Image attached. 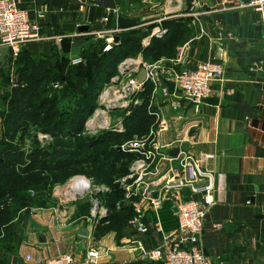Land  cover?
Returning <instances> with one entry per match:
<instances>
[{"label": "crops", "instance_id": "crops-1", "mask_svg": "<svg viewBox=\"0 0 264 264\" xmlns=\"http://www.w3.org/2000/svg\"><path fill=\"white\" fill-rule=\"evenodd\" d=\"M239 1L184 0L178 4L174 0H79L73 4L70 0H19L20 8L40 27V39L28 43L21 57L36 62L52 56L60 61L81 56L92 41L82 34L102 27L100 19L107 7L117 10L118 17L136 19L137 28L147 36L158 20L162 19L163 23L173 20L166 42L153 49L143 48L149 57L153 50L162 57L175 58L180 48L189 43L190 68L200 62L222 61L226 86L234 93L223 98L219 106L202 104L196 111L192 104L185 103L182 109L174 110L167 102L154 108L169 121L167 128L157 129L160 144L179 139L181 142L174 149L194 156L204 170L215 175V183L216 175L226 177L225 190L215 193V205L205 217L201 247L212 264H219L220 260L225 264H264V41L259 15L250 8L237 9ZM116 22L117 18L112 19L113 26ZM81 26H90V29L81 32ZM22 63V59L17 62L16 71ZM7 71L10 66L6 63L0 74L2 111L7 110V95L16 82ZM244 103L255 109L251 118L233 108ZM155 121L152 117L143 134L149 132ZM0 123L3 135L1 116ZM136 135L139 134H133L130 140ZM168 167V162L161 161L159 172L164 174ZM182 193L190 196L188 189ZM168 204L172 205L170 201ZM131 209L133 218L136 212ZM71 211H68L70 216ZM151 220L153 214L148 213L146 221ZM215 224H221L223 229L215 230ZM80 229L76 223L58 224L50 209L33 211L15 229L12 248L0 250V264H39V258L47 260L63 254H72L82 261L90 242L100 250L99 264H158L143 258L139 244L151 250L158 248L162 244L159 233L139 235L128 222L97 236L95 232L99 228H96L92 238L79 236ZM163 229L167 233L173 231L164 226ZM40 236H44V243L40 242Z\"/></svg>", "mask_w": 264, "mask_h": 264}, {"label": "built area", "instance_id": "built-area-1", "mask_svg": "<svg viewBox=\"0 0 264 264\" xmlns=\"http://www.w3.org/2000/svg\"><path fill=\"white\" fill-rule=\"evenodd\" d=\"M174 1L183 4L184 0ZM236 8H250L259 15V28L264 41V0H249V3L240 0ZM116 18H118L117 10L107 7L100 19L102 27L82 35L101 42L104 53L110 52L118 45L115 37L121 36L124 31L117 27V22L113 27L110 25L112 19L115 21ZM167 32L168 30L163 27V20H158L151 34L143 39L142 46H149L153 38L162 39ZM39 39L40 27L30 20L26 11L20 8L19 0H0V49L8 48L7 66H14L12 68L15 70L24 47ZM188 51L189 43H186L180 48L177 57L172 59L162 57L157 61L148 62L140 54L137 58H126L121 61L117 66L118 73L100 92L97 107L85 124V131L89 134L96 135L106 130L116 134L127 133L125 120L146 103L144 94L148 86L151 88L148 114L156 121L147 134L136 135L132 140L118 147L119 151L133 155V159L128 173L118 178L116 183L124 192V198L117 206L120 208L122 202L131 206L136 212V216L128 221V225L142 236L153 232L161 234L162 244L156 249H147L139 244L143 258L158 264H212L201 247L205 217L208 210L215 205V193L225 190L224 175H216L217 183H215V175L204 170L194 156L181 149L178 156L170 155V151L174 150L176 143L181 140L177 139L170 144H160L158 141L157 129L163 130L169 125V121L160 111L154 110L161 103L165 106L169 102L174 110H180L185 103H190L198 111L203 99L217 97L221 101L234 93L233 89L226 86L225 68L220 59L200 62L196 67L190 68ZM83 62V57L77 56L71 58L70 65L78 66ZM141 69L146 71V83H140L138 80ZM165 80L175 83L173 95L169 94ZM52 87L54 90H60L63 85L60 82H53ZM108 91L114 93L112 102L102 98ZM109 106H113L116 110L109 109ZM103 116L105 119H102ZM113 119L114 123H112ZM38 139L43 144H50L53 141L52 136L41 133ZM161 161L169 163L164 174L159 172ZM185 189L190 191V196L183 195ZM111 192L108 185L97 184L86 176H75L65 187L52 188L51 197L54 205L50 210L58 224H67L70 218L68 206L88 199L89 214L80 219L79 225L86 226L87 238H92L100 221L109 212L103 197ZM156 193L158 197H155ZM165 201H170L178 208L175 214L178 226L170 233L164 231L161 219ZM148 213L153 214L150 223L146 221ZM213 227L215 230L223 229L221 224H215ZM100 256V250L90 242L82 261L77 260L72 254H63L47 260L39 258L38 262L39 264H99ZM27 260L32 261V257L27 256ZM219 264L225 262L220 260Z\"/></svg>", "mask_w": 264, "mask_h": 264}, {"label": "trees", "instance_id": "trees-1", "mask_svg": "<svg viewBox=\"0 0 264 264\" xmlns=\"http://www.w3.org/2000/svg\"><path fill=\"white\" fill-rule=\"evenodd\" d=\"M172 21L173 20L163 23V26L168 29L167 34L162 39L153 38L150 45L145 48L146 50L150 48L153 49L161 42H166L168 33L171 31V28H173L171 27L173 26ZM110 25H112V23ZM146 37L147 33L138 28L123 32L121 34L120 45L115 46L107 53L103 52V44L97 41L95 46H90L89 49L82 51L81 56L83 57L84 62L78 66H71L69 62L68 64H63L64 62L60 61L57 56H52L51 58H47L46 61L39 62L31 60L29 57L20 56L22 62H24L22 63V66L17 69L16 83L18 84V88L21 89H14L13 93H16L15 96H9L10 101L7 104L9 110H0V116L3 119L4 124V132L0 138V236L2 233H4V235L6 234V236L7 234H13L12 228H14V223L12 222L17 213L26 209V212L23 215L27 216V210L31 208V197L29 194H26V192L35 184L36 178L45 173H55L67 169L76 163H84V157L86 156H80L81 151H86L96 145H101L100 143L92 144L93 142L86 145L84 142H79L75 147H68L64 141H67L65 139L73 134H78L79 131L83 129V121L86 120L91 113L96 97L100 94L104 83L116 74L113 72H117V66L123 59L127 58L128 53L126 50L129 49L134 42L141 44L140 53H142L144 59L147 61L154 62L155 60L157 61L162 58V56L157 53L158 55L156 56H150L154 59L149 60V54H144L146 50H143L144 47L142 46V41ZM87 50L92 51L88 52ZM151 53H155V51L152 50ZM165 57L167 58L168 56ZM20 58L18 61H21ZM54 58H56V62L55 64H52ZM61 67L63 68L60 70ZM113 68L114 71L112 70ZM2 73L3 70L0 71V74ZM45 80L47 82H45L41 92L38 93L37 88H39L41 83ZM53 82L62 83V89L54 90L52 87ZM49 92L51 93L49 94ZM150 93L151 88L148 86L144 96L147 97ZM38 95L41 97L46 96V101H48L50 105L44 110L43 114L40 115L41 118L37 111H42V101L45 99H42L41 102H37V104L32 100L33 97ZM65 100L71 101V103L74 104V107L58 108V106ZM36 105L37 107L35 108ZM136 110L134 111L133 116H131V119H137V121L133 122H136L138 128L142 125H146L147 131V127L152 123V117L147 113V115L145 114L143 117L145 122L143 124L142 122L139 123L138 116L135 115ZM31 120L41 123L42 132L50 133L53 136L54 141L55 136L60 140H57L58 142L51 144L48 148H34L27 155L25 162L22 163L23 158L26 156L25 153L20 148L16 149V147H12L10 142L12 140L9 141L7 137L10 136V139H14L17 132L24 131L25 127L31 122ZM126 120H128V118ZM34 125L38 126L37 123ZM138 128L131 133L130 137H132L133 134L138 133ZM128 131L127 133L130 134V131ZM87 141L90 142V140ZM108 141L112 142V140ZM70 149L74 150V152L68 151ZM103 155L107 156L106 160L100 162L99 167L93 168L90 171L88 170L89 177L93 178L97 184H112V182H115V180L128 173L130 164L126 167L119 168L117 165L121 161V156L125 155L126 157L131 158V162L133 155L120 152L119 150L114 151V149ZM112 158H114L113 161ZM85 160V163L91 162V160L87 158H85ZM97 161L98 157L92 160L93 163ZM19 167L21 168L19 169ZM113 167H117L118 170H111ZM50 179L51 178L45 179V186H48ZM52 183H54V181ZM116 187L117 192L114 194L112 201L111 196L114 193L112 188V192L103 197V201L109 210V214L107 218H103L100 221L97 228L103 223H109L108 230H114L119 227V225L127 223L133 216L131 206H121L117 209L118 202L122 201L124 198V192L119 185ZM51 191L52 187L47 191L48 194L46 195V199H48V201L50 199L49 196ZM121 193H123L122 198H120ZM35 195H37V193ZM6 196L12 199L11 205H13L14 208L11 207V205L6 204L8 201H4ZM38 197L43 198L39 193ZM166 202L169 203V201ZM168 203L163 206L161 219L164 228L171 231L177 228L178 223L176 215H173L172 205ZM112 209L117 210V221L114 222V225L110 226V220L114 215H111ZM89 210L90 203L88 213L84 216L89 214ZM18 220H21V216ZM98 233L99 232L96 231L95 235L97 236ZM15 237L16 234L14 233L13 238Z\"/></svg>", "mask_w": 264, "mask_h": 264}, {"label": "rangeland", "instance_id": "rangeland-1", "mask_svg": "<svg viewBox=\"0 0 264 264\" xmlns=\"http://www.w3.org/2000/svg\"><path fill=\"white\" fill-rule=\"evenodd\" d=\"M148 13H152L151 11H148ZM84 34V33H83ZM129 40V39H128ZM97 41L93 40L91 41L90 45L89 46H95ZM89 46H88V49H89ZM100 47V45H99ZM88 52H91L92 50H87ZM99 51V50H98ZM127 51V58H137L141 53V44H139L138 42H134L133 45H131L129 47V49L126 50ZM158 55L157 53H150V56H156ZM149 56V55H148ZM70 60L71 58H65L63 59L62 61L64 62L63 64H68V62L70 63ZM124 60V59H123ZM122 60V61H123ZM24 62V61H23ZM14 66H10V71H7L9 73L8 76H13L12 77V80L17 79V71L14 70V68H12ZM63 67L60 68V70L62 69ZM114 71V68L112 69ZM114 74L118 73L116 71L113 72ZM113 74V75H114ZM115 74V75H116ZM114 75V76H115ZM7 77V83L10 84V78ZM113 76V77H114ZM112 77V78H113ZM5 78V77H4ZM111 78V79H112ZM111 79L106 81L104 83V86L102 88L101 91L104 90V88L106 87L107 83L109 84V82H111ZM15 82V80H14ZM45 82H47L46 80L44 82L41 83L40 87L37 88V92H41V90L43 89V86L45 84ZM15 85L11 86L12 89H11V92L8 96V99H7V103H9L10 99H9V96H15L16 93H13L14 92V89H18L20 90L21 88H18V84L15 82L14 83ZM51 92H49L50 94ZM150 95H148L147 97H145L146 99V103L144 105H141L139 108H137L136 112H135V115L138 116V119H139V123L142 122V124L145 122V119L143 118L144 115L148 113V98H149ZM98 97L99 95L96 97V100L94 102V106L92 107V111L91 113L89 114V116L86 118V120L83 121V129H81L79 131L78 134H73L72 136L68 137L67 141H64L66 142L65 144L68 146V147H75L77 146V144H79V142H84V144L88 145V144H91V142H93L92 144H96V143H100L101 145H96L95 147L91 148V149H88L86 151H81L80 153V156H86L84 157V163L82 162L81 164H73L72 166H70L69 168L67 169H63L61 171H58V172H55V173H45L44 175H41L39 176L38 178H36L35 180V184L32 186V188H29V190L26 192V194H29L30 197H31V208L28 211V214L27 216L29 217L31 215V212L33 209L34 210V213H37V209H43V210H48L51 208V206H53V202H52V191L50 192V199L48 201V199H46V195L48 194L47 191L49 188H53V187H65L69 182L72 181V179L75 177V176H86L88 178L89 177V174H88V170L90 171L91 169L93 168H97L99 167V164L100 162H103L106 160L107 156L103 155L104 153L108 152V151H118V147L124 143L125 141H129L131 139V133L136 131V129L138 128L136 126V122H133V121H137V119H131L128 118V120H125L124 122V125L126 126V129L129 128V131H130V134L128 133H124V134H116L110 130H106V131H103V132H100V133H97L96 135L94 134H89L85 131V124L90 117L91 115H93L96 107H97V100H98ZM2 98V97H1ZM46 96H43L41 97L40 95L36 96V97H33L32 100L35 101V104H37V102H41L42 99H45L42 101V105H43V109L42 111H37V113L39 114V117L41 118L40 115L43 114L44 110L47 109L50 105H49V102L46 101ZM74 107V104L71 103V101H68V100H65L63 101L59 106L58 108H61V107ZM37 107V105L35 106V108ZM7 110H9V108L7 107ZM97 112V111H96ZM133 116V115H132ZM52 118V117H51ZM35 123H37V125L39 126H36L34 125ZM112 123H114V119L112 120ZM128 125V126H127ZM41 123H39L38 121H34V120H31V122L28 123V125L25 127L24 131H18L17 134H16V137L14 139H10V136L7 137V139L11 142L12 144V147H16L17 148H20L24 153H25V158H23V162H25L26 158H27V155L30 153L31 150H33L34 148L38 147V148H48L51 144L55 143V142H58L57 140H60V139H57L56 136H55V141H54V138H53V141L52 143L50 144H43L39 139H38V135L41 133L43 135L45 134H48L50 136H52L50 133H43L42 130H41ZM2 125L0 123V138L2 137L1 133H2ZM139 130H137V134L141 135L143 133H145L146 131V125H142L141 127L138 128ZM13 131V130H11ZM128 131V132H129ZM15 132V131H14ZM128 134V135H127ZM53 137V136H52ZM87 140H90V142H88ZM108 140H112V142H109ZM86 141V142H85ZM28 146V148L24 147V146ZM70 152H74V150L70 149L68 150ZM121 152V151H120ZM124 153V152H123ZM98 157V161L93 163L92 160L93 159H96ZM100 157V158H99ZM85 158L91 160V162H86L85 163ZM130 159L129 157H126L125 155L124 156H121V161L119 162V164L117 165V167H126L130 164ZM114 160V158H112V161ZM129 160V162H128ZM41 161V159H40ZM102 166V165H100ZM117 167H113L111 170H118ZM21 167H19L20 169ZM111 168V167H110ZM46 178H51L50 181H49V184L48 186L46 185L45 186V179ZM93 179V178H92ZM94 180V179H93ZM54 181V183H52ZM95 181V180H94ZM117 180H115V182H112V184H109L108 186H110V188H112L114 190V193L112 194L111 196V201L113 200V196L114 194L117 192V183H116ZM55 184V185H53ZM51 186V187H50ZM120 187V186H119ZM111 189V190H112ZM37 193V195H35ZM38 193L40 196H43V198H39L38 197ZM123 197V193H121L120 195V198ZM8 198V199H7ZM7 201V205H11L12 203V199L9 198L8 196H6V198L4 199V201ZM110 200V198H109ZM114 201H115V197H114ZM119 203V202H118ZM121 206H125L124 203L121 202ZM11 207L14 208L13 205H11ZM67 207V206H66ZM119 207L117 206V209ZM72 209V215L70 216V218L67 220L68 222L70 223H73V224H80L81 223V218L86 215L88 213V209H89V201L88 199H85L83 201H80V202H77L74 204H70L68 206V210H71ZM26 212V209L25 210H22L20 213H17L15 218H14V221L12 223H14V228H12V233L13 234H6L4 235V233L1 234L0 236V250L4 251L5 249H10V244H13L14 242V238H13V235L15 233V228L17 229L26 219L27 216H24L23 214H25ZM42 212V211H41ZM113 215V217L111 218L110 220V226L114 225V222L117 221V217H116V213H117V210L115 209H112V212H111ZM21 214V215H20ZM21 216V220H18L19 217ZM109 229V223H103L100 227H99V235H101L102 233L106 232L107 230ZM12 248V247H11Z\"/></svg>", "mask_w": 264, "mask_h": 264}, {"label": "water", "instance_id": "water-1", "mask_svg": "<svg viewBox=\"0 0 264 264\" xmlns=\"http://www.w3.org/2000/svg\"><path fill=\"white\" fill-rule=\"evenodd\" d=\"M73 4H78L79 0H70ZM244 3H249V0H243ZM139 26V23L136 19H129V18H124L122 16H119L117 18V27L121 30H130V29H134L137 28ZM90 26H81L79 28V30L81 32H87L89 31ZM121 41V36H116L115 37V42L118 43V45H120ZM8 55V48L4 47L0 49V71L3 70L6 66V58ZM56 62V58L52 60V64H55ZM138 80L140 83H146V71L145 69H141L139 74H138ZM167 88H168V92L169 94L173 95L175 92V83L172 81H164ZM203 104H207L210 106H219L220 105V100L217 97H211V98H205L201 101ZM234 109L239 110L241 112H244L248 118H251L253 113H254V108L251 107L248 103H244L242 105H234L233 106ZM111 110H116L115 108H112ZM180 149L176 148L174 150H172L170 152V155L173 157L178 156ZM155 197H158V194H155ZM254 201V200H253ZM173 212L176 214L178 212V208L176 206H174L172 208ZM109 212L107 213V215L104 218H107ZM259 217H263V216H259ZM79 236H83V237H88V231L86 229V226H82L81 229L78 232ZM46 240L44 238V236H40V242L44 243Z\"/></svg>", "mask_w": 264, "mask_h": 264}, {"label": "bare ground", "instance_id": "bare-ground-1", "mask_svg": "<svg viewBox=\"0 0 264 264\" xmlns=\"http://www.w3.org/2000/svg\"><path fill=\"white\" fill-rule=\"evenodd\" d=\"M106 96V97H105ZM103 99L105 98L106 100H109L110 102H112V101H114V93L113 92H111L110 93V91H108L107 93L105 92V94L103 95V97H102ZM113 108V106H109V109H112ZM97 111V110H96ZM96 114H98V111H97V113ZM100 118V117H99ZM102 119H105V116H103L102 117ZM103 122V121H102ZM101 122V123H102Z\"/></svg>", "mask_w": 264, "mask_h": 264}]
</instances>
